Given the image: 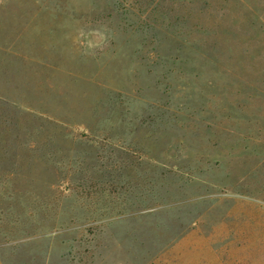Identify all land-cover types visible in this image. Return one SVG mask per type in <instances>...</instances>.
Returning a JSON list of instances; mask_svg holds the SVG:
<instances>
[{"label": "rangeland", "instance_id": "374dc122", "mask_svg": "<svg viewBox=\"0 0 264 264\" xmlns=\"http://www.w3.org/2000/svg\"><path fill=\"white\" fill-rule=\"evenodd\" d=\"M0 264H264V0H0Z\"/></svg>", "mask_w": 264, "mask_h": 264}]
</instances>
